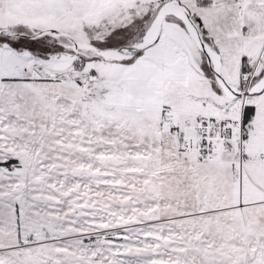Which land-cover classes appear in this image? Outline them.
<instances>
[{
    "label": "snow or ice",
    "instance_id": "6c2138e0",
    "mask_svg": "<svg viewBox=\"0 0 264 264\" xmlns=\"http://www.w3.org/2000/svg\"><path fill=\"white\" fill-rule=\"evenodd\" d=\"M0 264H264V0H0Z\"/></svg>",
    "mask_w": 264,
    "mask_h": 264
}]
</instances>
